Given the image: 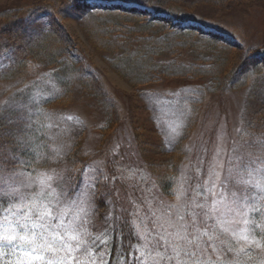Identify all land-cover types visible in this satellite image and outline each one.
Listing matches in <instances>:
<instances>
[{
	"label": "rangeland",
	"instance_id": "rangeland-1",
	"mask_svg": "<svg viewBox=\"0 0 264 264\" xmlns=\"http://www.w3.org/2000/svg\"><path fill=\"white\" fill-rule=\"evenodd\" d=\"M69 1L61 0V4ZM78 1L74 0L67 8L78 5ZM183 1L189 3L175 0H154V3L177 11L182 9L181 4L185 5L182 10L189 14L185 20L197 26L203 21L205 31H201L205 35L199 30L193 32L194 38L181 39L175 48L166 51H153L164 44L163 41L144 46L139 40V44L135 42L121 53L118 49L112 51V47H122L116 44L123 45L124 40L111 37L110 27L115 26L111 22L92 19L83 26V20L79 18H62L59 23L71 30L68 42L73 38L77 42L76 50L68 55L77 70L73 69L76 71L73 81L60 84L51 68L40 62L29 66L18 77L26 74L35 79L30 86L35 87L37 99L73 89L76 100L69 103L62 114L54 115L57 118L48 122V130L52 138L56 136L55 130L61 126L59 121H62V129L65 127L67 131L64 134L68 133L67 138L74 131L82 130L84 138L76 149L93 160L84 167L83 179L71 183L74 176L69 175L78 164L64 159L63 146L66 145L63 139H57L60 148L58 159L53 157L54 166H12L9 163L14 165L16 160L12 150H0V264H48L49 260L55 264L58 258L64 264H81V261L93 264V257L95 264H110V234L106 227L114 215L117 216L116 208L126 211L138 234L131 256L138 264H264V246L256 247L240 238L247 235L264 245V191L257 187L264 185V123L259 118L264 115L263 107L252 96L250 85L226 90L217 80L223 73L211 76L205 70L212 63H220L217 56L221 55L222 49L212 47L204 39L211 35L208 32L220 34L221 44L237 51L240 59L249 50L263 51L264 0ZM38 3L39 0H0V74L12 61L21 58L23 47L16 42L7 43L1 33L8 16L12 22L22 20L28 32L50 27V12L39 9ZM114 4L147 8L144 16L139 15L142 20L154 15L153 8L139 5L134 0H118ZM158 18L176 22L175 17L164 13ZM124 21L129 22L116 25L118 30L115 28L114 35L121 36L123 31L135 29L133 26L137 25L130 18ZM155 24L152 28L143 27L147 30L144 33L155 35L162 26ZM60 32L66 37L65 32ZM137 45L144 46L143 51L136 50ZM149 52L152 55L149 56ZM116 54L121 58V65L137 74L151 73L153 81L133 85L114 68L112 58ZM260 58L264 62V57ZM173 61L200 68V74L168 78L164 75L166 63ZM76 79L79 83L73 85ZM21 80L0 83V113L6 106H12L13 110L23 108V102L13 95L21 87ZM191 114L195 118L189 123L192 128L185 143L187 155L180 161L176 186L171 194L160 192L149 165L155 161L156 164L168 161L169 149L186 130ZM115 118L118 128L102 145L100 128ZM64 134L57 136L60 138ZM41 153L45 155V152ZM53 170L56 174L52 181L55 194L48 189L41 192L39 175L53 174ZM107 181H111L115 196L112 198L107 189L104 191L105 195H110L107 202L112 203L100 216L94 194L96 188L101 190L99 187ZM180 190L183 195L177 201ZM82 193L86 203L81 199ZM114 203L117 204L115 207ZM82 208L89 210L87 216ZM178 216H183L184 220L180 221ZM182 224L187 226L186 231L182 230ZM81 225L91 235L81 232L85 244L78 248L68 233L80 231ZM244 229L247 231L242 232ZM205 232L208 235L202 234ZM233 232L237 236H233ZM177 233L187 239L179 238ZM33 238L36 243L52 244L57 251L37 248ZM240 248L244 251L240 252ZM29 252L41 255L43 259L33 261Z\"/></svg>",
	"mask_w": 264,
	"mask_h": 264
},
{
	"label": "trees",
	"instance_id": "trees-1",
	"mask_svg": "<svg viewBox=\"0 0 264 264\" xmlns=\"http://www.w3.org/2000/svg\"><path fill=\"white\" fill-rule=\"evenodd\" d=\"M73 1L74 0H70L69 2L61 4V0H46V2L44 0L42 2L39 0L38 4L40 7L37 6V8L46 9L50 12L49 16L51 20L50 27L44 30L42 29L39 32H28L22 20H15V22H18L15 23L14 21L12 22L11 16H8L9 20L7 21V25L3 28L4 30H2L1 33L6 37L7 43L16 42V44L22 45L23 47L21 48V58H16L12 61L11 65L0 74V83L22 79L20 82L21 87L18 88L13 95L16 99L21 100L24 106L21 109L17 107L15 110L12 109V106H6L0 113V150L4 148L12 150L11 154L16 159L14 165L9 163L12 166H18L20 164L33 168L38 167L39 164L40 167L46 165V167H48V165L54 166L55 162L52 161L53 157L57 159L59 157L58 150L60 147L57 145L58 140L63 139L66 145V147L63 146L64 159L78 164L76 170H73L69 175L71 178L74 176L70 182L76 181L78 183L84 177V167L93 160L92 157L80 154L76 149L84 138L82 137L83 131H74L72 135L69 134L70 136L67 138L68 133L64 134L67 131H65V127L64 130L62 129V121L58 122L61 126L59 129L55 130L56 136H53V138L50 135V130H48V122L50 123L51 120L57 118L54 115H59V113L62 114L65 111L64 108L69 106V103L76 100V96L74 95L75 92L72 91V88H69L65 91L62 90L48 94L47 96L38 97L37 99V97H35V87L30 86L35 79L28 78L26 74H24V78H18L28 70L29 66L36 62H40L46 68H51L53 75L59 78L60 84L66 85L70 83V81H73L74 72L77 70L75 69V63L68 59V55L74 49L76 50L77 42L74 38L73 40L69 38L70 42H68L71 30H68L66 26L59 23V21L62 18L75 17L79 18L80 21L83 20V26H85L87 21L92 19H95L96 22L101 20L111 22L115 25L110 27L112 32L111 37L115 40H124L123 45L122 43L116 44L122 47H112V51H115L113 49H118L121 53L135 42L139 44L140 41L144 43V46L152 42L158 43L163 41L164 44L162 43L160 47H157L153 51H157V49L161 51L171 50V48H175V45H177L181 39L194 38L195 35L193 32L199 30L201 34L205 35L202 33V31H205L202 29V25L204 26L206 24L201 21L202 25L197 26L194 22H187L188 20H185V17L189 14L182 10L185 6L183 4H181L182 9L177 11V9L170 7L161 8L154 3V0H134L138 2L139 5L140 3L145 4V7L153 8L154 10L152 18L142 20L139 17L144 16L148 12L147 8L122 7L120 4H114V2H118V0H113L112 4H110L111 2L100 4L91 3L89 0H79L78 5L76 3V5L67 8ZM175 1H179V3H189L183 0ZM79 5L83 6L82 9H79L81 8ZM186 11L189 10L187 9ZM163 13L172 18L175 17L173 19H175L176 22L171 23L167 20L159 19L158 15ZM106 17L111 19L108 20ZM128 18L137 23V25L133 26L135 29L123 31L121 36L114 35L113 33H115L116 25H120L122 22H129L124 21ZM155 23H160V26H162L158 28L155 35H146L144 32H147V30H144L145 28L143 27L152 28L154 25H157ZM116 30L118 29L116 28ZM60 31H62V33L65 32L66 37L62 36ZM208 35L209 38L206 36L202 37H206L204 39L212 44V47L219 46L222 51L221 57L217 56V58L220 59V63L214 60L218 64L215 65L212 63V65L205 68V70L208 71L211 76L223 73V76L217 80L222 83L221 85L226 90L239 87L244 88L246 85H250V92H253L252 96L257 99L258 104L263 107L261 111L264 112V62L263 58H260L264 57V49H261L263 50L261 52L256 49L249 50L247 53H243L242 55H244V57L240 59L241 56L237 57V54H239L237 51H233L232 48L221 44L219 39L221 40L222 36L220 34L208 32ZM63 38L67 39L63 40ZM7 43L6 45H8ZM135 47L136 50L141 51L143 49L138 45ZM148 55L150 56L152 54L149 52ZM120 59V56L116 54L112 58L113 61L111 60L113 62L112 64L114 68L129 79L133 85L140 86L153 81L154 76H152L151 73H134L131 68L121 65ZM73 69L76 71H73ZM200 70V68L178 64L173 61L166 63L164 75L168 78L183 77L196 72L200 74ZM77 81H79V79L74 80V82H72L73 85L79 83ZM237 82H241V84L238 86L236 85ZM95 94L97 93L95 92ZM260 98L261 100H259ZM194 114L188 117L186 130L170 147V158L167 159L168 161H161L157 164L155 161L149 165L148 169L150 174L153 176L154 180H156L160 192L171 194L173 188L176 186L178 174L180 175L179 172L181 170V166H179L180 161L187 155L185 143L189 138V132L192 128L189 126V123L194 120L196 115ZM259 118H261V121L264 123V115L262 117L259 116ZM117 128L118 119L116 118L114 121H107L103 128H100L101 136H103L102 145H104L106 140L110 138L111 134H113ZM59 133L64 135L58 138L57 134ZM55 145L58 147H55ZM41 151L45 152V155H42ZM154 165H156V167ZM110 182L111 181H107L106 184L101 185L99 187H102L101 190L96 188L94 194L96 209H98V211L100 210V216L111 206L112 202L110 204L107 202V196L109 194H111L112 198L115 196L113 194L114 189H111V187H114L110 185ZM106 189L109 193L107 195L104 194ZM6 204L7 203L3 205L6 206ZM113 205L115 207L117 204L114 203ZM121 211L123 210L116 208L117 216L114 215L109 225L106 227L107 232L110 234L108 241L109 261L110 264H138V261L131 256L132 251H135L133 246L139 237L126 211L122 213Z\"/></svg>",
	"mask_w": 264,
	"mask_h": 264
},
{
	"label": "snow or ice",
	"instance_id": "snow-or-ice-1",
	"mask_svg": "<svg viewBox=\"0 0 264 264\" xmlns=\"http://www.w3.org/2000/svg\"><path fill=\"white\" fill-rule=\"evenodd\" d=\"M217 175V178H218V173L216 174ZM56 178V174H55V170H53V174H48V173H41L39 175V178H38V183L41 185V192L44 191V189H48L51 193L55 194V189L52 188V181ZM214 186V185H213ZM257 187H260L262 191H264V185H257ZM183 195V191L180 190L177 192V201H179L181 199ZM81 199L84 200V194L82 193L81 194ZM84 202L86 203V200H84ZM254 211H259V209H253ZM81 211L84 212L85 216H87L89 214V210L88 209H85V208H82ZM47 215H51L50 212H47L46 213ZM178 219L180 221H183L184 220V217L183 216H178ZM193 219H195V217H193ZM88 221H85V223H87ZM245 224L248 223L247 220L244 221ZM186 225H181V228L182 230H185L186 231ZM226 230V229H225ZM196 231H199V229H196ZM242 232H246L247 230L244 229V230H241ZM81 232H83L84 235H91V233L88 232L87 228L84 226V225H81V229L80 231H72V232H69L68 233V236H69V239L71 241H76L77 242V247L79 248L81 245L85 244V241L81 238ZM203 235H208V233H202ZM233 236H237V233L236 232H233L232 233ZM177 236L179 237V233H177ZM98 237H94V239H96ZM143 239V237H141ZM179 238H183V239H187L186 236L184 237H179ZM210 240L212 239V236L209 235L208 237ZM241 239H244L246 241H248L249 244H254L256 247H262L264 245H261V243L259 241H256L255 239H249V237L247 235H242L240 236ZM62 239V238H61ZM35 246L37 248H46L48 251L50 252H55L57 251L55 248H53L52 244L50 243H36L35 241V238H33V241H32ZM189 243H192V241H188ZM69 251H72L71 247H69ZM240 252H243L244 251V248H240L239 249ZM28 256L30 257L31 260L35 261V260H42L43 257L41 255H33L31 252L28 253ZM89 256H92V253L91 251H89ZM139 259V258H137ZM48 264H54V262L52 260H49L48 261ZM55 264H64L63 260L61 259H57L55 261ZM81 264H87V261H81ZM93 264H95V258L93 257ZM143 264V262H142Z\"/></svg>",
	"mask_w": 264,
	"mask_h": 264
},
{
	"label": "bare ground",
	"instance_id": "bare-ground-1",
	"mask_svg": "<svg viewBox=\"0 0 264 264\" xmlns=\"http://www.w3.org/2000/svg\"><path fill=\"white\" fill-rule=\"evenodd\" d=\"M143 5V4H142ZM151 15V14H150Z\"/></svg>",
	"mask_w": 264,
	"mask_h": 264
}]
</instances>
